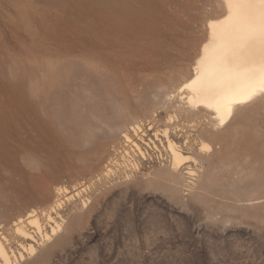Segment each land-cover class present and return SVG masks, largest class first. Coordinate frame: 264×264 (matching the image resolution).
<instances>
[{
  "label": "rangeland",
  "instance_id": "1",
  "mask_svg": "<svg viewBox=\"0 0 264 264\" xmlns=\"http://www.w3.org/2000/svg\"><path fill=\"white\" fill-rule=\"evenodd\" d=\"M104 5L0 0V241L15 252L31 242L14 231L18 218L49 232L58 200L50 215L61 231L36 235L37 254L21 264H264V92L214 135L202 134L205 112L185 118L179 97H164L191 74L222 0H155L128 66L116 70L88 55ZM54 69L59 91L45 92ZM73 103L82 116L67 117ZM133 122L150 135L182 128L172 133L188 156L177 176L166 150L138 158L122 136Z\"/></svg>",
  "mask_w": 264,
  "mask_h": 264
},
{
  "label": "bare ground",
  "instance_id": "2",
  "mask_svg": "<svg viewBox=\"0 0 264 264\" xmlns=\"http://www.w3.org/2000/svg\"><path fill=\"white\" fill-rule=\"evenodd\" d=\"M154 1L105 0L100 21L102 32L92 30L91 37L87 40L89 59H96L102 67L115 70L128 66L129 58L134 54V36L147 28ZM222 3V13L210 16L206 21V36L191 65V74L181 79L175 89L164 96L168 99L175 95L179 97L182 105L178 108L184 112L185 118L190 114L200 117L205 112V124L209 128L204 129L202 134L210 132L214 135L216 129L232 119L239 105L264 92V3L260 0H222ZM168 40L166 37L154 38L150 42L152 52L161 51L162 47L169 44ZM41 83L45 92L55 87L57 93L56 70L47 73ZM25 101L30 105L29 96ZM76 116H82V112L76 110L73 103L72 112L67 117ZM52 124L54 125L52 121L44 122L46 127ZM147 130H152L150 125L144 129L142 124L133 122L123 129L122 136L141 160L151 158V152H157V157L163 158L161 149L166 150L169 153L167 170L172 176H177L188 156L172 138V133L181 132L182 128L167 125L162 130L152 131L151 135ZM190 144L189 137L185 136L184 145ZM201 146H204L203 141ZM111 162L117 163L116 159H110L109 163ZM193 172L188 166L186 173L192 175ZM131 177V173H125V179ZM59 204L58 200L51 204L47 217L45 216L48 222H52L49 232L36 218H29L27 222L33 226L32 230L27 228L22 218L13 222L18 236L31 242L20 244L21 250L15 252L0 241V264H21L28 258H34L37 254L36 246L40 244L36 235L47 240L61 231V225L50 215V211L55 210Z\"/></svg>",
  "mask_w": 264,
  "mask_h": 264
},
{
  "label": "snow or ice",
  "instance_id": "3",
  "mask_svg": "<svg viewBox=\"0 0 264 264\" xmlns=\"http://www.w3.org/2000/svg\"><path fill=\"white\" fill-rule=\"evenodd\" d=\"M261 3H264V0H260Z\"/></svg>",
  "mask_w": 264,
  "mask_h": 264
}]
</instances>
